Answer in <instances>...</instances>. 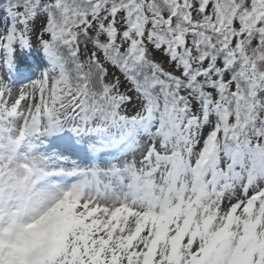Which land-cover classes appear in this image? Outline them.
<instances>
[{
    "label": "snow or ice",
    "instance_id": "snow-or-ice-1",
    "mask_svg": "<svg viewBox=\"0 0 264 264\" xmlns=\"http://www.w3.org/2000/svg\"><path fill=\"white\" fill-rule=\"evenodd\" d=\"M0 264H264V0H0Z\"/></svg>",
    "mask_w": 264,
    "mask_h": 264
},
{
    "label": "rangeland",
    "instance_id": "rangeland-1",
    "mask_svg": "<svg viewBox=\"0 0 264 264\" xmlns=\"http://www.w3.org/2000/svg\"><path fill=\"white\" fill-rule=\"evenodd\" d=\"M35 35L33 47L17 49L11 69L7 70V76L14 87H21L37 79L42 72L48 71L49 63L40 62V53L36 49ZM47 65V66H46ZM46 66V67H45ZM28 73V74H27Z\"/></svg>",
    "mask_w": 264,
    "mask_h": 264
},
{
    "label": "trees",
    "instance_id": "trees-1",
    "mask_svg": "<svg viewBox=\"0 0 264 264\" xmlns=\"http://www.w3.org/2000/svg\"><path fill=\"white\" fill-rule=\"evenodd\" d=\"M36 49H37V51L40 53V62L47 63L48 60H47V58H46V56H45L43 50H42L41 48H39V47H36ZM14 57H15V55H14ZM46 66H47V65H46ZM46 66H45V67H46ZM10 69H11V67L9 68V71H10Z\"/></svg>",
    "mask_w": 264,
    "mask_h": 264
}]
</instances>
